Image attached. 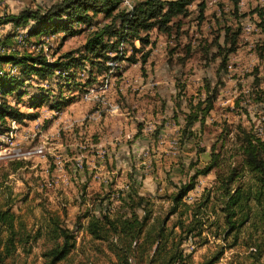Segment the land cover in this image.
<instances>
[{"label":"rangeland","instance_id":"obj_1","mask_svg":"<svg viewBox=\"0 0 264 264\" xmlns=\"http://www.w3.org/2000/svg\"><path fill=\"white\" fill-rule=\"evenodd\" d=\"M55 1L0 0V19ZM133 1L122 0L120 6ZM256 8L264 9V0H193L186 16L173 18L169 34L155 28L140 31L148 43L127 38L117 52L109 50L115 59L104 63L107 69H100L95 64L100 59L83 48L89 31L109 22L102 13L91 17L90 28L73 24L72 35L61 31L30 36V22L23 27L0 24V54L39 53L53 61L70 53L79 59L46 80H23L7 96L10 104L35 117L9 118L8 129L0 130V139H12L11 144L0 141V208L11 205L31 233L42 230L27 246L18 247L12 264H45L42 253L49 243L43 223L48 211H57L75 229L77 217L94 209L97 197L123 189L132 174L140 192L155 197V213L163 214L174 190L170 182L184 181L191 161L204 165L211 147L219 148L221 136L230 147L237 124L263 135L264 35ZM226 28L230 34L237 32L232 45ZM2 71L19 69L8 63ZM211 91H216L213 108L203 122L187 128L192 134L184 138L186 115ZM34 96L37 106L30 102ZM60 100L66 104L52 107ZM214 177L215 170L199 176L184 200L198 199ZM81 222L74 248L58 264H114L105 244L90 240L87 218ZM203 236L204 244L189 237L182 245L192 264L206 263L231 241L206 231ZM240 241L225 247L213 264L245 261L248 250Z\"/></svg>","mask_w":264,"mask_h":264},{"label":"trees","instance_id":"obj_2","mask_svg":"<svg viewBox=\"0 0 264 264\" xmlns=\"http://www.w3.org/2000/svg\"><path fill=\"white\" fill-rule=\"evenodd\" d=\"M121 1L57 0L44 9L27 8L18 14L5 16L0 19V24L23 27L30 22V36L61 31H70L72 35L76 30L73 24H84L90 28L93 24L91 17L102 13L110 19L109 22L90 30L83 48L100 59L95 63L100 69H107L104 63L115 59L107 54L109 50L117 52V45L127 38L148 43L146 37L140 36V31L148 32L155 28L169 34L173 18L186 16L188 5L193 0H137L127 7L120 6ZM254 11L259 19L257 26L264 35V9L256 8ZM225 31L228 35L230 28ZM236 35L237 32L230 34L231 45ZM113 37L116 41L110 43ZM146 56L147 53L142 56V61ZM130 60L137 62L134 56ZM76 62L70 53L53 61L39 53L0 54V130L8 129L5 124L9 118L23 120L35 117V114L24 113L10 104L8 95L18 90L28 78L46 80L55 71L67 69ZM8 63L18 66L19 72H3V66ZM215 98L216 91H211L204 100H198L191 107L181 136L189 138L192 132L187 128L196 121L203 122L213 108ZM38 100L32 97L31 105L37 106ZM57 102L52 107L60 109L66 104L63 100ZM219 140V148L211 147L204 165L198 166L197 162L191 161L186 179L170 182L174 190L169 194L170 205L163 214L155 213V197L143 195L139 190L140 183L132 174H129V182L123 189L97 197L94 209L77 217L76 230L66 225L60 213L48 211L43 223V234L49 243L42 253L45 264H58L67 257L76 243L75 231L81 229V219L85 217V230L90 240L105 244L115 257L114 264H192L182 245L189 237L198 238L197 245L204 244V231L223 242L228 238L231 241L221 245L209 261L200 264L217 262L225 247H232L239 240L248 253L246 260H237V264H264V132L260 135L251 127L237 124L230 147L225 145L226 136ZM212 170H215L212 185L204 188L192 203L185 201L187 193L195 188L198 177ZM41 231L38 229L31 233L11 205L0 208V264H12L18 247L27 246L42 234Z\"/></svg>","mask_w":264,"mask_h":264},{"label":"built area","instance_id":"obj_3","mask_svg":"<svg viewBox=\"0 0 264 264\" xmlns=\"http://www.w3.org/2000/svg\"><path fill=\"white\" fill-rule=\"evenodd\" d=\"M124 6H126V4L124 5ZM87 95H89V93L87 94ZM87 95H85V96H87ZM5 141L6 143H9V144H11V136H4V137H1V139H0V141ZM77 166H80V163H77Z\"/></svg>","mask_w":264,"mask_h":264},{"label":"bare ground","instance_id":"obj_4","mask_svg":"<svg viewBox=\"0 0 264 264\" xmlns=\"http://www.w3.org/2000/svg\"><path fill=\"white\" fill-rule=\"evenodd\" d=\"M125 4H126V3H125ZM125 4H124V5H125ZM126 7H127V4H126ZM20 39H21V38H20ZM11 140H12V139H11ZM80 167H81V165H80Z\"/></svg>","mask_w":264,"mask_h":264}]
</instances>
